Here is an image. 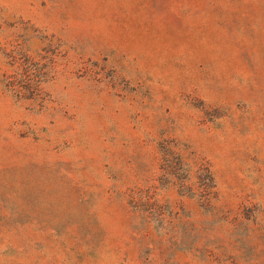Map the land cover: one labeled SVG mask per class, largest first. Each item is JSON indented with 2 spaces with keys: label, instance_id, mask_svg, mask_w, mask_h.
<instances>
[{
  "label": "rangeland",
  "instance_id": "rangeland-1",
  "mask_svg": "<svg viewBox=\"0 0 264 264\" xmlns=\"http://www.w3.org/2000/svg\"><path fill=\"white\" fill-rule=\"evenodd\" d=\"M0 264H264V0H0Z\"/></svg>",
  "mask_w": 264,
  "mask_h": 264
}]
</instances>
